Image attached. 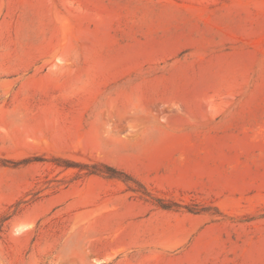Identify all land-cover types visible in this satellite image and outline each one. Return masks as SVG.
Here are the masks:
<instances>
[{"label": "rangeland", "instance_id": "obj_1", "mask_svg": "<svg viewBox=\"0 0 264 264\" xmlns=\"http://www.w3.org/2000/svg\"><path fill=\"white\" fill-rule=\"evenodd\" d=\"M118 263L264 264V0H0V264Z\"/></svg>", "mask_w": 264, "mask_h": 264}, {"label": "trees", "instance_id": "obj_2", "mask_svg": "<svg viewBox=\"0 0 264 264\" xmlns=\"http://www.w3.org/2000/svg\"><path fill=\"white\" fill-rule=\"evenodd\" d=\"M25 162H28V161H22L21 163H16V164H22ZM65 167L70 168V167H73V165L66 163ZM80 170H86V173H85L86 176H104L107 179L120 180L128 187V190H130V191H134L130 184H136L137 186L140 185L130 175H128L125 172H122L120 170H117L114 167L108 166L106 164L95 163L92 165H82ZM159 206L162 209H168L169 208V207H166L165 205H162V204H160Z\"/></svg>", "mask_w": 264, "mask_h": 264}, {"label": "crops", "instance_id": "obj_3", "mask_svg": "<svg viewBox=\"0 0 264 264\" xmlns=\"http://www.w3.org/2000/svg\"><path fill=\"white\" fill-rule=\"evenodd\" d=\"M161 225V224H160ZM165 225V224H163ZM167 225H172V224H167ZM174 225V224H173ZM158 230L157 231V234H160L162 232L161 229H156ZM154 235V234H153ZM177 236L175 234L171 235L169 238H162L161 240H156V241H153L151 242V244L153 245H159V246H162V250H163V254L165 253V250L167 249H171L173 247L174 244H176L177 242H179V244L181 243L180 240L178 241H175V238ZM175 241V242H174ZM167 245H171L170 247H167ZM161 249V248H160ZM165 255V254H164ZM156 256H159V255H156ZM137 258V257H136ZM119 264V263H118Z\"/></svg>", "mask_w": 264, "mask_h": 264}]
</instances>
